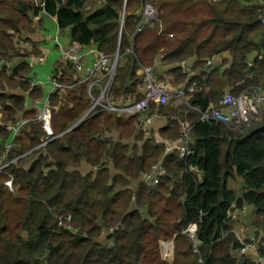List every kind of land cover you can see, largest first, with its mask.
<instances>
[{"label": "trees", "instance_id": "obj_1", "mask_svg": "<svg viewBox=\"0 0 264 264\" xmlns=\"http://www.w3.org/2000/svg\"><path fill=\"white\" fill-rule=\"evenodd\" d=\"M146 1L157 17L136 31ZM41 14L53 17L59 30L69 29L71 41L106 54L118 50L110 93L115 102L143 98L140 65L154 67L157 81H165L162 74L173 85L195 81L188 105L151 103L149 110L166 120L156 132L164 142L178 140L180 121L190 125L191 154L163 155L154 134L139 132L136 116L98 109L66 131L91 101L86 84L62 61L50 71L67 88L50 96L48 135L33 120L32 105L44 88L31 85L29 53L14 40ZM261 15L251 0H0V59L15 60L9 71L0 67V264H169L161 258V241H173L171 264H257L238 253L228 212L253 208L264 241V117L234 131L201 121L199 111L217 107L225 91L264 89ZM21 119L28 122L13 137ZM160 159L165 175L155 185L139 182ZM235 177L244 185L241 197L227 187ZM68 216L71 229L58 225ZM191 227L196 250L186 235ZM103 228H112L105 238ZM110 240V246L103 243Z\"/></svg>", "mask_w": 264, "mask_h": 264}, {"label": "built area", "instance_id": "obj_2", "mask_svg": "<svg viewBox=\"0 0 264 264\" xmlns=\"http://www.w3.org/2000/svg\"><path fill=\"white\" fill-rule=\"evenodd\" d=\"M209 1L220 2L222 0ZM251 2L264 10V0H251ZM156 17L157 9L146 1L143 9L139 13V21L136 31L140 30L143 24L149 20L155 19ZM38 18L39 16L34 17V19ZM259 18L261 23L264 25V15L259 16ZM54 43L59 48L60 58L57 61L68 62L72 66L77 75L76 82H83L86 84V93L91 101L89 109L82 114L72 126L66 129V131L78 126L93 112L101 110L107 113L136 116L139 132L144 138H149L153 134L152 121L154 119L161 118L156 113L149 114L150 104L154 103L156 105H166L171 100L178 99L181 101L180 104L188 105L186 93L193 92L197 86L195 81L180 85H171L166 81H157L151 67L140 65L139 74H141L143 79L140 90L143 93V98L139 100H129L127 102H115L111 99L110 93L115 77L117 62L119 60L118 50H116L113 54H106L98 50L95 46H83L78 42L71 40L65 47H62L57 38L54 39ZM48 52L49 49H42V54L40 56L28 59V66L32 69L35 65L42 63ZM126 52L132 53V48L126 49ZM212 61L213 60H208L207 64L210 65ZM2 66H4L8 71L10 64L4 59H0V67ZM184 71L189 72L188 68L185 67ZM30 82L32 86H39L44 89V85L48 84L47 94L44 93V96L36 101V105L34 104L32 107L36 110L33 120L41 122L43 129L48 135H51L52 130L50 126V117L53 107L50 102V96L55 93H62L67 86L61 84L50 75L47 77L46 83L40 80H34L33 78H31ZM251 89H244L238 94H232L229 91L223 92L218 101L217 107L210 104L205 110L199 111L200 120L207 122L219 121L231 130L242 131L255 122V120L257 121V119L264 114V91L258 86L252 87ZM248 90L251 91L249 92ZM27 122V119L16 121L11 129L13 137L19 133ZM190 129L191 127L187 122L180 121L179 138L172 143L158 140L155 135L157 143L163 146V155L177 152L179 157H188L191 154V149L189 147ZM63 132L57 134L56 136H60ZM52 138L53 137L45 138L41 143V146L47 144L50 140H52ZM9 148L10 145L7 146V149ZM2 168L3 166H0V171ZM165 173L166 171L163 166V161L160 159L156 163L152 164L147 172L141 175L139 182L146 185H155L158 180L165 175ZM5 185L11 189V180H7ZM238 210L242 211V207H231L228 212V216L231 219H236L238 217ZM69 221L70 216L65 219L59 217L58 225H64L67 229H71ZM102 230L101 236L103 238H105L108 233L112 232V228H103ZM232 231H234L236 239L239 240L241 244L238 248V253H250L255 257V263L263 264L264 252L262 255H260V252L264 249V242L256 243L253 235L254 232L253 234H244L241 231H237L235 228ZM186 232V235L193 242V246L196 250L194 239L195 228L191 227ZM103 243L108 246L113 244L112 240ZM169 243L172 244V247L174 246L173 241L160 242L162 257L164 258H169L170 256L168 254V257H165L162 250V248ZM172 247H170L171 258H173V253H171Z\"/></svg>", "mask_w": 264, "mask_h": 264}, {"label": "rangeland", "instance_id": "obj_3", "mask_svg": "<svg viewBox=\"0 0 264 264\" xmlns=\"http://www.w3.org/2000/svg\"><path fill=\"white\" fill-rule=\"evenodd\" d=\"M93 3H94V1L95 0H91ZM33 19H34V17H33ZM31 20H32V18H31ZM37 19H34L33 20V22H31V24L30 25H28L25 29H24V31H23V33H22V35H18V34H15L14 35V40L16 41V43H17V47H23L25 50H26V52L27 53H29V54H27V60H26V62H28V59H30L31 57L32 58H35V57H38V56H40L41 54H42V51L40 50V54H35V52L37 51L34 47H33V45L30 43V42H28L26 39L27 38H29L28 37V35L29 34H31L34 30H35V27L36 26H40V25H42V20H41V18H40V20L39 21H36ZM36 21V22H35ZM44 23H45V25H46V31L44 32V34L46 35V36H49L50 38H51V40L49 41V42H47L45 45H43V47L44 48H41V49H49V52H48V54H47V56H49L50 54H51V52H52V50H56V54H55V56H54V58H52V65H51V68H50V70L48 69V71H46V73H45V71H43V67L41 68L40 66H39V64H37V65H35L32 69H31V72H32V76H31V78H33L34 80H40V81H42V82H44V83H46V79H47V77L50 75V71H51V69L53 68V66L55 65V63H56V61L57 60H59V58H60V54H59V48L55 45V43H54V39L55 38H57L58 39V41H59V43H60V45L62 46V47H65L69 42H70V32H69V29H66V30H63V31H60V33H58V34H56V32H57V29H56V27H55V25L53 24V23H51L49 20H46V19H44ZM17 35V36H16ZM19 37H21V38H19ZM25 41V42H24ZM69 41V42H68ZM67 42V43H66ZM66 43V45H63V44H65ZM26 44H28V47L27 46H25ZM49 46H48V45ZM127 53H129V52H127ZM132 53H133V50H132ZM46 56V57H47ZM46 59V58H45ZM54 59V60H53ZM156 59H157V61H160L161 59H162V55L161 54H159L157 57H156ZM5 61H7V60H5ZM11 61V63L9 62V61H7L9 64H10V67H9V69H8V71L9 70H11V65H12V63H15V60H10ZM192 61H193V59H190L188 62H190V64H192ZM62 62H64V61H62ZM43 63V62H42ZM41 64V63H40ZM153 70H154V72H155V75L156 76H159L158 75V73H157V71L154 69V67H153ZM38 71V72H37ZM35 72H37V73H35ZM78 77H79V75H78ZM164 79H165V81L166 82H168V83H170L171 81H170V78H169V76H166V77H164ZM171 85H173L172 84V82L170 83ZM44 87H45V89H44V93H46L47 94V90H48V84H45L44 85ZM252 90V89H251ZM251 90H248L249 92L251 91ZM263 91H264V89H262ZM88 97V96H87ZM89 98V97H88ZM174 100V101H173ZM173 100H171L169 103H172L174 106H178V103L180 104L181 103V101L180 100H178V99H173ZM178 102V103H177ZM27 103L30 105L31 104V100L29 99V98H27ZM169 103H167L166 105H168ZM90 107V106H89ZM84 114V113H83ZM263 117H264V114L263 115H261L258 119H257V121L255 120V122H259V121H261L262 119H263ZM80 118V117H79ZM78 120V119H77ZM161 121V123L159 124V122ZM158 121H157V123L159 124L158 126H161L162 124H166V120H165V118H160ZM83 122V121H82ZM254 123V122H253ZM163 125V126H164ZM72 126V125H71ZM137 127H138V124H137ZM247 128V127H246ZM245 128V129H246ZM159 129V128H156V125H154L153 126V134H154V136L156 135V137H157V139L158 140H162L163 141V138H161L159 135H157L156 134V132H157V130ZM112 134H114V133H111V134H109V135H107V137H110ZM120 140H121V138L120 137H118ZM123 139H125V137H122ZM156 139V138H155ZM125 142H130V139H127V140H124ZM79 169L82 171V172H86L87 170H88V165H86V164H82L80 167H79ZM232 179V181H236L235 182V184L233 185V183L231 182V184H232V186H230L229 185V183H228V186H229V188L230 189H232L233 191H234V193H235V195L237 196V197H240L241 195H242V192H241V189H242V180H240V178H238V177H236V178H231ZM230 179V180H231ZM136 183H137V181H133L132 182V187H135V185H136ZM241 184V186H240V188H239V185ZM237 219V221L233 224L234 225V228L237 230V231H241L242 233H244V234H246V233H249V234H253V232H252V230H254V229H256L255 227H254V221H255V217L253 216V214H251V213H246L244 216H242V217H237L236 218ZM254 235V234H253ZM102 240V239H101ZM168 246H169V249H168ZM170 247H172V244L171 243H169V244H166L163 248H162V250H163V255L165 256V257H168V254L170 255L169 256V258H164V257H162V251H161V247H160V254H161V258L163 259V260H166V262L167 263H169V264H171L172 262H173V258H171V254H170ZM171 253H173V256H174V246L172 247V249H171ZM249 255H251L250 253H249ZM251 256H253V255H251Z\"/></svg>", "mask_w": 264, "mask_h": 264}, {"label": "crops", "instance_id": "obj_4", "mask_svg": "<svg viewBox=\"0 0 264 264\" xmlns=\"http://www.w3.org/2000/svg\"><path fill=\"white\" fill-rule=\"evenodd\" d=\"M40 18H41V20H42V25H40V26H36V27H35V30H34L31 34L28 35L29 38L26 39V40H27L28 42H30V43L33 45V47L38 51L37 54H40V50L42 51L41 48H44L43 45H45L47 42H49V41L51 40V38H50L49 36H46V35L44 34V32L46 31V25H45V23H44V19L49 20L51 23H53V24L55 25V27H56V29H57L56 34L60 33V31H63V30H59V29H58L57 24H56V22H55V19H54L53 17H46V16H44L43 14H41V15L39 16V18H38L36 21H39ZM36 21H35V22H36ZM32 22H33V21H32ZM70 40H71V39H70ZM68 42H69V41H68ZM66 43H67V42H66ZM66 43L63 44V45H66ZM47 45H48V44H47ZM26 46L28 47V44H26ZM48 46H49V45H48ZM55 54H56V50H52L51 54H50L49 56L46 57V59L43 61V63L39 64V66H40L41 68L43 67V71H45V73H46V71H48V69L50 70L51 65H52V58H54ZM53 60H54V59H53ZM192 62H193V61H192ZM189 66H190V62H187L186 65H185L184 67H185V68H189ZM37 72H38V71H37ZM37 72H35V73H37ZM166 73H167V71H166ZM158 74H159V72H158ZM166 76H167V74H162V77H166ZM26 105L28 106L27 103H26ZM158 120H159V119H154V120L152 121V126L156 125V128H159V127H161V126L164 125V124H162L161 126H158V125L161 123V121L159 120L160 122H159V124H158V123H157ZM26 124H27V123H26ZM26 124H25V125H26ZM156 130H157V129H156ZM235 178H236V177H235ZM238 178H239V177H238ZM240 180H242V179L240 178ZM231 182H232L233 185H234L236 181H232V179H231V180L229 179L228 182H227V187H228V188H229L228 183H229L230 186H232ZM240 186H241V184L239 185V188H240ZM263 189H264V186H263ZM241 192H242V194H243V192H244V185H243V182H242V189H241ZM241 196H242V195H241ZM241 196H240V197H241ZM247 212L253 214V216L255 215V211H254V209L251 208V207H249V206H245V205L242 207V211H241V210H238V211H237V215H238L239 217H242V216H244ZM232 220H233L234 223L237 221V219H234V218H233ZM252 232H254V238H255L256 243H263V242H264L263 239H262V234H263V232H262L261 230L257 231L256 229H254V230H252ZM262 250L264 251V249H262ZM252 258H253V257H252ZM253 260H254V258H253ZM263 264H264V260H263Z\"/></svg>", "mask_w": 264, "mask_h": 264}, {"label": "water", "instance_id": "obj_5", "mask_svg": "<svg viewBox=\"0 0 264 264\" xmlns=\"http://www.w3.org/2000/svg\"><path fill=\"white\" fill-rule=\"evenodd\" d=\"M125 1V0H124ZM122 16H123V12H122ZM122 21H123V17H122V19H121V21H120V25L122 24Z\"/></svg>", "mask_w": 264, "mask_h": 264}]
</instances>
